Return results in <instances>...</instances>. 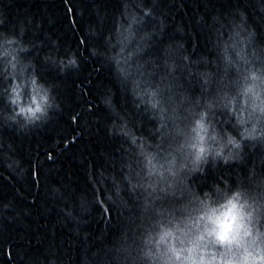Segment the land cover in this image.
<instances>
[{
	"label": "clouds",
	"instance_id": "9594fccd",
	"mask_svg": "<svg viewBox=\"0 0 264 264\" xmlns=\"http://www.w3.org/2000/svg\"><path fill=\"white\" fill-rule=\"evenodd\" d=\"M36 3L0 0V264H264V0Z\"/></svg>",
	"mask_w": 264,
	"mask_h": 264
},
{
	"label": "trees",
	"instance_id": "16d2710c",
	"mask_svg": "<svg viewBox=\"0 0 264 264\" xmlns=\"http://www.w3.org/2000/svg\"><path fill=\"white\" fill-rule=\"evenodd\" d=\"M20 3L23 4L24 3V0H20ZM109 4L110 6H113L115 7L116 6V0H109ZM36 7H39V4L36 3V0H34V8ZM65 38H67V33L65 34ZM87 66L85 67L84 71H87ZM83 75H81L80 79L83 80ZM97 79L99 80H107L108 79V74H107V70L105 72H101V73H98L97 74ZM95 92H96V89L94 87H89V94L94 96L95 95ZM71 100H72V103H73V106L75 107L77 105V102L75 101V98L74 97H71ZM73 148H75V145H73ZM74 168L77 166L75 163H73L72 165ZM47 223L49 225H51L52 223H55V218L54 217H50L47 221ZM44 224V221L42 220L41 221V225L43 226ZM8 255V249H5V257H7Z\"/></svg>",
	"mask_w": 264,
	"mask_h": 264
}]
</instances>
